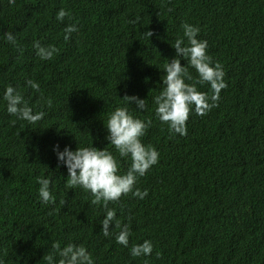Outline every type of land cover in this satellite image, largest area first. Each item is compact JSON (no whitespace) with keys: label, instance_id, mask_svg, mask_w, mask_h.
Wrapping results in <instances>:
<instances>
[{"label":"trees","instance_id":"trees-1","mask_svg":"<svg viewBox=\"0 0 264 264\" xmlns=\"http://www.w3.org/2000/svg\"><path fill=\"white\" fill-rule=\"evenodd\" d=\"M61 8L71 20L56 19ZM77 21L79 31L65 41V27ZM184 22L200 28L227 87L218 107L204 116L193 110L179 135L157 118L154 97ZM36 40L59 52L42 60ZM9 85L44 118L29 124L10 115ZM198 88L211 94L208 84ZM125 94L146 99L144 110L127 107L151 118L142 142L159 152L136 184L148 195L109 204L130 223L127 248L116 242L114 225L112 236L103 235L105 209L90 203L91 193L66 187L68 171L54 150L105 147L125 172L130 159L106 139L108 114L124 106ZM37 177L50 179L54 204L40 199ZM146 239L151 255L131 256V246ZM54 241L84 245L94 264H264V0H0V260L47 264Z\"/></svg>","mask_w":264,"mask_h":264},{"label":"clouds","instance_id":"clouds-1","mask_svg":"<svg viewBox=\"0 0 264 264\" xmlns=\"http://www.w3.org/2000/svg\"><path fill=\"white\" fill-rule=\"evenodd\" d=\"M9 4H15V0H9ZM72 19L69 11L61 8L56 19L63 22L65 18ZM136 20L130 23H136ZM76 23L68 24L64 29V39L68 41L71 34L78 32ZM183 36L178 37L172 47L175 49V56L164 65L165 75L163 77L164 87L158 95L154 97L155 114L161 123L167 124L171 133L186 135L187 121L193 110L197 115L204 116L212 108L218 107L220 92L227 87L224 80L225 72L223 65L219 61H214L208 53V41L200 39V28L196 25L184 22L181 25ZM147 37L154 35L152 30L145 32ZM4 38L14 46L19 47L16 37L12 32H5ZM36 55L42 60H50L59 49L55 45L44 46L39 40L33 42ZM23 52V49H20ZM181 59L186 60L188 66L195 69L198 74L194 77L188 66L181 63ZM188 81H191L189 83ZM208 84L211 94L201 91L198 85ZM27 85L33 90L39 91V83L27 80ZM3 99L7 102V111L17 119L26 120L29 124H35L45 116L44 111H33L29 102L24 99L21 92L12 85L7 86L3 94ZM43 100V96H41ZM124 106L116 107L108 114L106 128L108 135L106 139L114 146L119 157L129 158L131 163L125 172H121L117 157L107 148H97L93 144L89 146L77 147L72 150L65 146L63 151L56 145L58 161L64 164L68 171L66 187L74 189L81 187L91 193L93 197L90 201L92 205H102L105 215L102 224V233L105 237L113 235L110 225H114L119 231L115 233V240L124 247L129 246L131 235L130 223H123L117 218L116 210L110 208V203H116L122 196L131 194L132 196L144 199L148 195V190L141 191L136 187L139 177L144 176L147 171L158 163L159 152L151 144H144L142 137L152 125L151 118L146 120L137 118L129 111L127 104L135 103L136 108L144 110L147 107L146 99L136 95L125 94L122 97ZM51 107L52 101H46ZM15 123V121H13ZM40 185L38 194L43 203H55V197L50 190L51 181L48 178L37 177ZM65 204V200H61ZM129 222L132 217L129 215ZM153 244L150 240L133 244L130 254L133 257L141 255H151ZM159 257V253H157ZM59 258L58 260L56 258ZM47 264H94L92 254L84 245H76L69 242L61 247L60 241L52 243V251L43 256ZM0 264H5L0 260Z\"/></svg>","mask_w":264,"mask_h":264}]
</instances>
